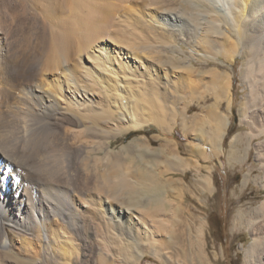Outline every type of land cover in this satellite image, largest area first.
Listing matches in <instances>:
<instances>
[{"label":"bare ground","instance_id":"obj_1","mask_svg":"<svg viewBox=\"0 0 264 264\" xmlns=\"http://www.w3.org/2000/svg\"><path fill=\"white\" fill-rule=\"evenodd\" d=\"M220 39L228 41L226 61L242 58L243 81L251 89L259 80L263 83L264 0H0V264H10L15 247V253L26 256V264L28 259L35 264H86L96 255L103 264L112 249L127 252L123 238L137 244L140 234L151 231L147 223L146 231L134 226L128 216L133 208L112 205L108 158L101 187L109 191V199L95 194L94 186L100 187L95 156L100 150L111 153L109 140L130 130L154 126L161 134L166 131L165 120L172 118L161 100L164 94L173 95L171 69L188 68L191 62L187 55H175L186 47L191 59L206 56L220 47ZM230 78L231 73L229 110ZM237 110L239 122L248 126L254 115H262L251 140L264 134V108L253 107L248 99ZM171 112L174 124L179 117L175 109ZM185 118L180 125L186 134ZM229 121L217 117V127L213 123L216 137L221 136L217 145L213 142L211 156L219 153L221 132ZM160 135L167 168L183 170L199 163L180 156ZM237 135L228 141L227 167L240 164L252 148L249 139L241 149ZM133 141L143 144L141 137ZM190 144L194 150L203 148L197 141ZM255 149L260 172L244 173L240 185L252 181L264 188V140ZM202 152L200 158L207 159ZM200 183L211 192L210 177ZM248 216L255 224L245 262L264 264V198ZM243 219L240 209L236 221ZM115 238L124 240L123 245L117 246ZM142 257V252L135 260L123 254L119 263H139Z\"/></svg>","mask_w":264,"mask_h":264},{"label":"rangeland","instance_id":"obj_2","mask_svg":"<svg viewBox=\"0 0 264 264\" xmlns=\"http://www.w3.org/2000/svg\"><path fill=\"white\" fill-rule=\"evenodd\" d=\"M227 42L226 39L224 41L220 39V44H217L216 48L220 45L218 48L221 49H212L206 56L198 54L197 59L189 58L186 47H183L184 53L175 55V58L183 57L191 62L188 68L171 69L170 78L174 82L172 85L173 95L170 99L164 94L162 96L164 99L161 102L164 112L166 111L170 118L173 119L171 108L176 110V117L179 118H176L174 124L172 119L167 118L164 123L167 127L166 131L161 134V131L154 126H146L141 130H130L109 140L111 153L106 155L100 150L95 156L96 159L98 158L96 162L99 182L97 183H100V187L94 186L97 190L93 188L96 190L95 194L104 198L106 197L105 193L109 192L108 190L105 192V189L101 187L103 165L108 158L111 161V186H114L111 187L113 193L110 192L112 205L133 208V213L128 216L134 226H137L141 231H146L148 228L144 224L147 223L151 229L146 234H140L137 244L132 243V239L128 236L123 238L128 245V250H125L127 252L123 253L124 250H118L120 247L112 249V254L108 255V261L103 264L109 262L111 264H127L119 263L121 255L124 254L131 260H135L141 252L143 257L139 263L132 264H247L244 250L252 239L250 230L255 224L253 221L248 222L250 219L248 215L251 208L264 198V188L260 186L259 182L252 181L243 187L240 185V180L246 172L252 176H258L260 172L258 169L260 161L256 159L255 144L264 140V134L258 136L259 138L254 137L252 140L250 136L253 131L257 130L254 128L260 126L259 123L263 118L262 115L256 114L252 118V120L254 119L253 125L248 126L246 123H240L237 107L240 102L250 99L253 107L264 108V80L263 83L262 80H259L256 85L252 86V89L247 82L243 81L244 73H240L242 58L235 56L231 62L224 58L225 53L230 50L225 46ZM220 50L223 52H219ZM147 65L150 63L147 62ZM214 71L216 73H213ZM229 73H231L230 98L232 99L230 110L227 106L229 97L227 77ZM213 74L214 76L217 74V78H214ZM160 75H162V71L159 70L158 76L160 77ZM218 79H220L219 82ZM62 99L60 98L59 101L62 102ZM164 105H167L169 109ZM213 112L217 115H214ZM182 116H185V121H187L184 122L186 134L180 125ZM233 116H235V120ZM217 117H228L230 124L221 132V134L224 132L222 134L224 137L220 147L217 148L219 153L211 156V148L215 144L217 145L221 136L217 135L216 137L215 130L212 128L218 125ZM213 123L216 124L213 126ZM172 125L174 126L173 131L170 129ZM160 134L171 141L175 148L174 151L180 156L197 158L199 163L193 162L190 167L183 170L167 168L164 163L166 155L160 150L161 139L158 137ZM233 135L242 138L241 149L247 146L246 142L249 139L252 148L246 154L248 157L244 158L240 164L233 163L232 166L227 167L225 156L229 149L228 141ZM133 137H141L143 144L142 142L135 143ZM195 141L199 143L200 148L203 147L202 150H197V148L194 150L195 147L190 146V143ZM200 150L207 153V159L202 156L200 158ZM194 165L196 166L194 167ZM203 173L208 175H203ZM204 176L211 179V192H207L200 183V179ZM155 178L157 181L154 183L152 180ZM123 180L128 183L125 187L120 185ZM168 180L175 182L171 183ZM179 186L181 188L177 193ZM170 202L173 206L169 204ZM240 209L244 213V219L238 224L236 214ZM158 210L159 212H157ZM133 214L136 217L140 216V219L138 220ZM167 227L170 228V232ZM113 240L117 246L123 245L124 240L119 238ZM19 243V240L14 238V246ZM133 244L135 246H132ZM16 248L13 249L14 251L12 250L14 256L10 258V264H26L24 262L26 256L23 257L24 255L20 252L15 253L18 251ZM180 250H183L185 255L179 253ZM156 252L162 257L152 255ZM94 258H96L95 261H88L86 264H100L102 261L97 255ZM112 259H114L113 262H111ZM28 262L35 264L29 259Z\"/></svg>","mask_w":264,"mask_h":264},{"label":"trees","instance_id":"obj_3","mask_svg":"<svg viewBox=\"0 0 264 264\" xmlns=\"http://www.w3.org/2000/svg\"><path fill=\"white\" fill-rule=\"evenodd\" d=\"M233 119L235 120V116H233Z\"/></svg>","mask_w":264,"mask_h":264}]
</instances>
